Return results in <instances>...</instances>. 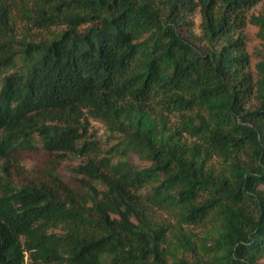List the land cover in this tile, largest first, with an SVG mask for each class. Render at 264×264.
<instances>
[{"label":"trees","instance_id":"obj_1","mask_svg":"<svg viewBox=\"0 0 264 264\" xmlns=\"http://www.w3.org/2000/svg\"><path fill=\"white\" fill-rule=\"evenodd\" d=\"M258 1L0 0V264H258L264 16L247 15ZM247 22L261 39L256 77ZM89 117L116 137L112 154ZM37 148L45 176L15 181V156ZM70 155L78 187L55 170ZM208 222L211 239L184 230Z\"/></svg>","mask_w":264,"mask_h":264},{"label":"rangeland","instance_id":"obj_2","mask_svg":"<svg viewBox=\"0 0 264 264\" xmlns=\"http://www.w3.org/2000/svg\"><path fill=\"white\" fill-rule=\"evenodd\" d=\"M262 15L264 16V0H259L253 7H251L247 15ZM193 26H192V39L194 42L201 46L205 44L202 29H201V14L199 11H195L192 14ZM18 28L22 25L21 22L17 21ZM243 33L245 35L246 42V52L249 55V65L248 69L251 74L256 77V68L255 64L259 60V51L261 49V39L258 36V26L252 22H247L243 28ZM253 102V100L251 101ZM89 121V132L95 134V137L100 140V152L103 154H112L113 150L112 146L115 144L116 137L108 134L104 124L97 119L92 117L88 118ZM17 157V158H16ZM15 160L10 164L12 166L11 170L13 172V179L15 181H21L27 179H37L45 176V172L50 167V158L42 151L41 149H33L22 151L17 156H15ZM81 158L76 156H67L62 158L59 164L56 166V172L59 174L60 178L67 184L71 186L78 187L74 179V173L71 171L72 167L75 166ZM129 161L137 166H146L148 162L145 159L140 158L136 154H129ZM11 161V160H10ZM1 164V161H0ZM49 164V165H48ZM21 169V171L17 172ZM157 216L166 217L173 222L172 217L166 215L163 211H157ZM214 224L208 222L206 225H184V230L186 232L192 233L194 236L204 237L211 239V237L215 234ZM54 232H60V228L52 229ZM208 236H205L207 235ZM258 264H264V256L259 258Z\"/></svg>","mask_w":264,"mask_h":264}]
</instances>
